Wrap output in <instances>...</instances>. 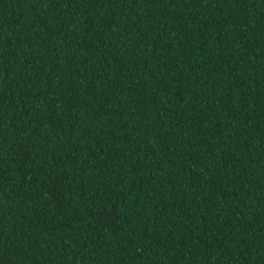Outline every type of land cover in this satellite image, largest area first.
<instances>
[{"label": "trees", "instance_id": "16d2710c", "mask_svg": "<svg viewBox=\"0 0 264 264\" xmlns=\"http://www.w3.org/2000/svg\"><path fill=\"white\" fill-rule=\"evenodd\" d=\"M0 264H264V0H0Z\"/></svg>", "mask_w": 264, "mask_h": 264}]
</instances>
